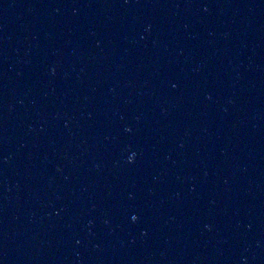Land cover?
I'll return each mask as SVG.
<instances>
[{"label": "water", "instance_id": "obj_1", "mask_svg": "<svg viewBox=\"0 0 264 264\" xmlns=\"http://www.w3.org/2000/svg\"><path fill=\"white\" fill-rule=\"evenodd\" d=\"M0 264H264V0H0Z\"/></svg>", "mask_w": 264, "mask_h": 264}]
</instances>
